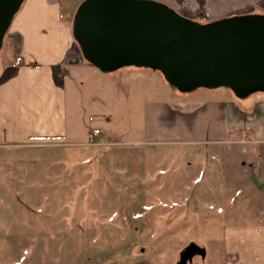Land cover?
Segmentation results:
<instances>
[{"label":"rangeland","instance_id":"obj_1","mask_svg":"<svg viewBox=\"0 0 264 264\" xmlns=\"http://www.w3.org/2000/svg\"><path fill=\"white\" fill-rule=\"evenodd\" d=\"M81 1L61 0L63 16L71 20ZM156 1L185 17L188 12L180 7H199L193 18L200 22L223 6L209 0ZM85 63L88 70L81 75L67 72V135L63 141L25 150L0 149V222L18 220L9 223L7 233L25 235L22 240L2 242L0 249L9 252L12 242L14 247L34 249L39 264H114L116 258L124 259L111 251L131 240L105 238L118 237L121 227L140 224L157 232L165 229V236L181 239H141L134 247L136 256L155 257L157 264H221L219 221L256 220L253 208L243 209L233 193L222 191L218 181L214 185V177L206 172L208 146L141 141L145 103L165 101L188 107L225 87L182 93L158 70L125 66L103 72ZM172 184L175 192L167 188ZM211 185L218 189L215 193H210ZM190 186L194 187L191 193ZM160 201L177 202L181 207L163 209L157 206ZM160 212H165L164 219L158 216ZM30 220L38 222L42 239L29 240L34 231ZM102 249L109 252L99 259ZM3 256L0 260L7 264L18 258ZM131 257L126 255L125 260ZM26 258L22 264H28Z\"/></svg>","mask_w":264,"mask_h":264},{"label":"crops","instance_id":"obj_2","mask_svg":"<svg viewBox=\"0 0 264 264\" xmlns=\"http://www.w3.org/2000/svg\"><path fill=\"white\" fill-rule=\"evenodd\" d=\"M209 3L223 6L212 11L213 16L206 21L264 13V0H209ZM60 6L61 0H24L5 34L0 59V149L25 150L35 146L47 147L46 144L58 145L67 135V72L70 70L72 74L81 75L88 68L72 35L73 17L68 20L63 16ZM183 7L180 9L187 11V17L191 19L200 11L196 6ZM142 68L145 67H136V70ZM218 96L220 98H216ZM143 113L142 143L208 146L206 172L214 177V185L218 181L222 191L233 193L243 203V209L252 207L258 216L253 221H219L222 230L221 264H264V92L239 98L225 87L224 91L188 107L172 106L165 101L148 102L144 104ZM170 186L168 190L172 188L175 192V184ZM209 187L210 193L218 190L212 185ZM193 189L190 186L189 192ZM190 198L189 195L187 199ZM160 202L157 206L163 209L181 207L174 204L177 202L172 205ZM18 204L22 202L18 201ZM192 206L195 205L192 203ZM158 216L166 217L165 212ZM10 222H0L2 226L7 225L0 226V244L22 240L25 236L21 231L8 234ZM17 222L14 219L12 223ZM30 225L34 231L30 232L29 240L42 239L43 236H38V222L30 220ZM164 231L150 230L140 224L132 228L121 227L118 237L105 239L127 238L131 241L117 245L111 255L122 256L124 260L126 255L134 258L125 261L116 258L114 264H157L155 257L136 256L134 247L141 239H181L176 235L165 236ZM9 247V252L0 249V256L18 255L14 264H22L27 256L28 264H39L36 250L14 247L13 242ZM107 251L100 250L97 257L102 258ZM3 260L0 264H7Z\"/></svg>","mask_w":264,"mask_h":264},{"label":"water","instance_id":"obj_3","mask_svg":"<svg viewBox=\"0 0 264 264\" xmlns=\"http://www.w3.org/2000/svg\"><path fill=\"white\" fill-rule=\"evenodd\" d=\"M24 0H0V50ZM72 35L103 72L158 70L179 92L224 86L239 98L264 92V13L198 22L156 0H82Z\"/></svg>","mask_w":264,"mask_h":264},{"label":"trees","instance_id":"obj_4","mask_svg":"<svg viewBox=\"0 0 264 264\" xmlns=\"http://www.w3.org/2000/svg\"><path fill=\"white\" fill-rule=\"evenodd\" d=\"M198 22H200V21H198ZM204 22H208V21H204ZM204 22H201V23H204ZM71 27H72V20H71ZM88 62V61H87Z\"/></svg>","mask_w":264,"mask_h":264}]
</instances>
